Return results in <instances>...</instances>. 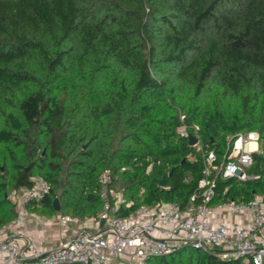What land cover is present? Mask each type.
I'll return each mask as SVG.
<instances>
[{
  "label": "trees",
  "instance_id": "16d2710c",
  "mask_svg": "<svg viewBox=\"0 0 264 264\" xmlns=\"http://www.w3.org/2000/svg\"><path fill=\"white\" fill-rule=\"evenodd\" d=\"M181 114L219 161L240 132L264 147V0H0V226L34 175L51 185L28 203L40 215L61 189L62 215L96 219L105 169L118 215L186 206L203 159ZM249 171L260 177L217 178L212 203L264 192L261 153ZM147 264L238 261L182 246Z\"/></svg>",
  "mask_w": 264,
  "mask_h": 264
},
{
  "label": "built area",
  "instance_id": "2783aa9c",
  "mask_svg": "<svg viewBox=\"0 0 264 264\" xmlns=\"http://www.w3.org/2000/svg\"><path fill=\"white\" fill-rule=\"evenodd\" d=\"M180 119L178 134L195 136L203 159L202 176L186 206L173 201L140 204L118 215L122 193L112 188V174L105 169L99 178L103 205L92 230L83 229L55 247L43 249L20 229L30 215L28 203L41 200L51 189L43 176L34 175L28 187L9 196L17 216L0 226V264H147L151 257L170 254L182 246L211 251L238 264H264V192L246 202L227 199L212 203L217 178L247 181L260 177L249 171L254 152L264 157L259 133L228 136L219 161L214 151H203L198 126L186 124L183 114ZM75 220L69 215L60 217L62 224ZM13 230L15 235L10 236Z\"/></svg>",
  "mask_w": 264,
  "mask_h": 264
},
{
  "label": "crops",
  "instance_id": "0c3cea01",
  "mask_svg": "<svg viewBox=\"0 0 264 264\" xmlns=\"http://www.w3.org/2000/svg\"><path fill=\"white\" fill-rule=\"evenodd\" d=\"M29 212L30 215L25 218L20 229L23 230L25 236L33 239L43 249L53 248L59 241L70 238L83 229L92 230L95 221L94 218H76L73 222L62 224L60 222V217L63 216L61 211H56L51 216ZM9 233L10 236L15 235L14 230Z\"/></svg>",
  "mask_w": 264,
  "mask_h": 264
},
{
  "label": "water",
  "instance_id": "95a60500",
  "mask_svg": "<svg viewBox=\"0 0 264 264\" xmlns=\"http://www.w3.org/2000/svg\"><path fill=\"white\" fill-rule=\"evenodd\" d=\"M189 141H190V144L193 145V144H195L197 142V138L195 136H193V135H190L189 136ZM256 155H257V153L254 152L252 154L253 158H256ZM237 172L240 173L239 171H237ZM171 173H172V170H170L169 174H171ZM160 185L161 186L164 185V179L163 178L160 180ZM60 194H61V189H58L57 196L53 199V207H54V210H56V211H60V202H59Z\"/></svg>",
  "mask_w": 264,
  "mask_h": 264
},
{
  "label": "rangeland",
  "instance_id": "374dc122",
  "mask_svg": "<svg viewBox=\"0 0 264 264\" xmlns=\"http://www.w3.org/2000/svg\"><path fill=\"white\" fill-rule=\"evenodd\" d=\"M123 264H126L125 262Z\"/></svg>",
  "mask_w": 264,
  "mask_h": 264
}]
</instances>
